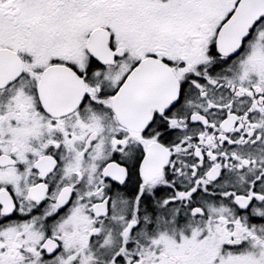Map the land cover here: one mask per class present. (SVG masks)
<instances>
[{
  "label": "snow or ice",
  "instance_id": "6c2138e0",
  "mask_svg": "<svg viewBox=\"0 0 264 264\" xmlns=\"http://www.w3.org/2000/svg\"><path fill=\"white\" fill-rule=\"evenodd\" d=\"M0 264H264V0H0Z\"/></svg>",
  "mask_w": 264,
  "mask_h": 264
}]
</instances>
